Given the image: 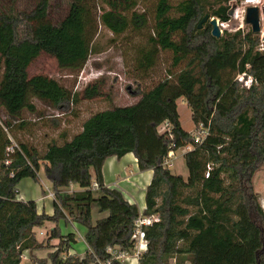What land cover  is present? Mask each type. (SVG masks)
Segmentation results:
<instances>
[{
  "label": "trees",
  "instance_id": "1",
  "mask_svg": "<svg viewBox=\"0 0 264 264\" xmlns=\"http://www.w3.org/2000/svg\"><path fill=\"white\" fill-rule=\"evenodd\" d=\"M17 1L0 4V109L21 121L18 129L26 126L25 111L36 112V101L58 111L79 102L59 81L30 76L29 69L46 54L61 69L81 71L102 53L100 26L115 36L145 39L135 50L144 76L164 53L171 67L154 86L138 89L137 103L94 114L62 145L38 150L20 142L15 125L0 115V264H21L26 252L46 248L53 252L36 264H122L108 249L131 251L141 214L159 222L145 230L148 247L140 264H264V211L253 183L264 167V48L251 31L218 39L209 22L199 29L206 13L229 22L228 0H156L141 12L138 0H66L58 19L52 0H34L28 11H19ZM240 74L254 80L249 90L237 81ZM81 96L101 97V85H88ZM180 99L191 110L192 132L182 127ZM164 123L169 131L161 134ZM184 149L187 181L165 165L169 153ZM128 154L140 172H153L143 212L104 184L106 161ZM42 169L53 188L52 215L39 212L34 201L18 200L20 183H39ZM94 204L107 217L94 222ZM62 220L84 229V257L70 254L77 235H64ZM48 224L54 228L40 241L36 230Z\"/></svg>",
  "mask_w": 264,
  "mask_h": 264
},
{
  "label": "rangeland",
  "instance_id": "2",
  "mask_svg": "<svg viewBox=\"0 0 264 264\" xmlns=\"http://www.w3.org/2000/svg\"><path fill=\"white\" fill-rule=\"evenodd\" d=\"M33 1L34 0H18L17 7L19 11H28L32 9ZM177 1L179 0H171L173 4H176ZM245 1L246 0L236 2L228 0L226 5L231 7L233 15L230 16L231 19L227 23H221L218 18L212 17L220 21L223 34L224 32L234 34L238 31L243 32V34H247L250 31L252 32L251 26L247 25L245 22L246 10L249 8L245 4ZM138 2V9L141 12L153 9L156 0H138ZM4 3L5 0H0V4ZM67 7L68 4L66 0H52V17L54 19L63 17L67 11ZM206 15L209 16V19H212L210 13H206L204 17ZM261 25L263 30L264 15L261 16ZM22 30L26 31V28L23 27ZM259 36L261 38L260 47L262 49L264 48V32L262 31ZM97 43L102 53L91 56L81 71L61 69L56 60L46 54H42L32 64L29 69L30 76L42 74L59 81L74 94L78 95L79 102L77 104H71L61 111L49 108L47 105H43L37 101L34 102L36 105V112L29 113L25 111L23 113V121L26 123L24 130L18 129L21 121L13 120V122L7 117L6 113L0 109L2 119L10 121L15 125L16 130H14V133L18 141L32 145L38 150H43L51 143L62 145L65 141L71 140L75 135L81 132L83 123L94 114L114 107L131 106L137 103L139 101L138 89L145 90L151 88L162 79L163 73L171 67L170 56L168 57L164 53L156 69L151 71L147 76H144L137 70L135 64V50L139 45L145 43V39L141 36H130V34L115 36L103 26H100ZM97 82L101 85L102 96L94 100H84L81 96L84 89L88 85ZM178 104V112L180 114L182 127L185 130H190L193 126L191 110L182 99L178 101ZM184 153L185 149L179 151L175 158L169 160V163L172 166L170 168L171 172L174 175L182 176L187 181L189 173L186 168ZM112 172H114V170L110 168L108 170V179L112 181V178L116 177L117 181H120V175L118 174L116 176L117 171L114 173ZM137 176L135 166L133 164H128L126 166V177L130 178V181L132 180L131 183L134 186L138 185V179H133ZM253 183L255 191L260 196L262 205L264 202V167L256 173ZM18 189L20 191L18 200L26 202L34 201L39 205L40 199L47 196L48 191L51 192L53 188L46 178L44 169H42L39 183H35L31 179H25L20 183ZM72 190L73 188L70 191ZM44 202H46L48 206L54 205V200L52 203V200L48 198L45 199ZM92 213L93 221L95 222L100 217L97 204L93 205ZM59 228L64 235L69 233H75L77 235V243L72 246L70 254L74 255L75 251L77 256L84 257L88 249L84 244V229L76 224L71 226L66 225L63 220L60 221ZM50 230L51 228L46 227V229L41 230V232L48 237ZM37 232L38 239L40 241L44 240L45 237L39 236V231ZM50 250L51 249L46 248L33 251L31 254L33 253L38 259H46ZM35 260V258L31 260V255L25 256L21 264H33ZM122 264H140V262L137 263L133 259H128ZM170 264H176L175 260L172 259Z\"/></svg>",
  "mask_w": 264,
  "mask_h": 264
},
{
  "label": "crops",
  "instance_id": "3",
  "mask_svg": "<svg viewBox=\"0 0 264 264\" xmlns=\"http://www.w3.org/2000/svg\"><path fill=\"white\" fill-rule=\"evenodd\" d=\"M177 104H178V102H177ZM178 108H179V104H178ZM194 128L195 127H194V124H193V126H192V128L190 130H185V129L184 130L187 131V132H192V131H194ZM186 151L187 150H185V152ZM177 153H176V156H177ZM128 164H131V165L133 164L135 166V170H136L138 176L134 177L133 179H135V180L138 179V185L137 186L132 185V183H131L132 180L130 181V178L126 177V166ZM110 168L112 170H114V172L117 171L116 172V176L119 174L120 178H121L120 181H122V182L117 181L116 177H113L112 181L108 179V170ZM114 172H112V173H114ZM103 175H104V184H105L106 187H108L110 189H116V190L120 191L123 194L124 198L129 203L137 205L139 210H140V212L144 211L145 206H146V204H145V193H146L147 187L149 186V184H150V182L152 180L153 172L152 171L140 172L139 169H138L137 160H136V158L134 157L133 154H128L124 158H122L121 160H118V159L113 158V157L109 158L106 161L105 165H104ZM73 189L75 190V188H73ZM47 198L52 200V203H53V199L45 196V197L40 199V201H39V205L40 206L37 204V207H38L39 212H45L48 215H52L53 211H54L53 210V206H48L46 204V202H44L45 199H47ZM263 201H264V199H263ZM101 214H104V215H101ZM107 215H108V213H100V217L97 220L105 218V217H107ZM66 225H70L71 226V224H66ZM46 227H49L52 230L54 228V225L53 224H48ZM46 227L43 228V229L45 230ZM43 229H38V230H36V232L39 231V236H41V237L44 236L46 238V235H44V233L41 232V230H43ZM57 243H58L57 240H52L50 242V245L51 246H55V245H57ZM85 246H86V244H85ZM51 252H53V249L50 250L49 254ZM74 254L76 255L77 253L74 251ZM29 255H31V260L33 258L38 259V258H36L33 255V253L31 254L30 252H26L23 257L25 258V256H29ZM26 259H29V258H26ZM33 264H35V262H33Z\"/></svg>",
  "mask_w": 264,
  "mask_h": 264
},
{
  "label": "built area",
  "instance_id": "4",
  "mask_svg": "<svg viewBox=\"0 0 264 264\" xmlns=\"http://www.w3.org/2000/svg\"><path fill=\"white\" fill-rule=\"evenodd\" d=\"M245 4L248 7H257L262 12L264 10V0H246ZM264 15V14H262ZM221 27V26H220ZM237 81L241 83L242 87L245 90H249L251 86L254 84V80L250 76H246V74H240L237 76ZM169 131V125L167 123L162 124L159 127V132L161 134ZM207 135V132L204 131L200 136L197 137V141L203 140ZM10 152L13 151V149H9ZM176 157V153L171 152L169 153L168 159L165 162V165L168 168H171V164L169 163V160ZM72 187L69 189L71 190ZM48 190V189H47ZM47 197L54 199V193L51 191H48ZM263 211H264V202L261 205ZM159 222V218L154 217H144L142 214L139 216V218L135 221V227L133 232V247L130 252H123L120 248L114 247L109 248L108 253L111 255L113 260H117L121 263L128 259H133L137 263L140 262L143 255L147 252L148 247V240L145 237V230L152 226L154 223ZM42 235V234H41ZM103 264H109V263H103Z\"/></svg>",
  "mask_w": 264,
  "mask_h": 264
},
{
  "label": "water",
  "instance_id": "5",
  "mask_svg": "<svg viewBox=\"0 0 264 264\" xmlns=\"http://www.w3.org/2000/svg\"><path fill=\"white\" fill-rule=\"evenodd\" d=\"M264 14V10L261 12L259 8L257 7H249L246 10V17H245V22L247 25L251 26L252 33L256 35H260L262 31L264 32V28L262 30V25H261V16ZM230 16L233 15V10L230 11L229 13ZM209 22V24L212 27V36L215 38H221L223 35V31L221 30L220 27V21L216 18L209 19V16L206 15L203 20L199 24V29L203 27L204 24ZM264 42V38H263Z\"/></svg>",
  "mask_w": 264,
  "mask_h": 264
}]
</instances>
